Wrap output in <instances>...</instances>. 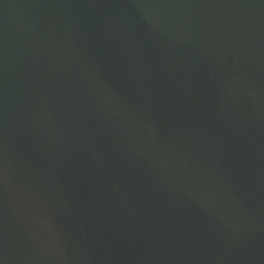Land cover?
Here are the masks:
<instances>
[{"label":"water","instance_id":"1","mask_svg":"<svg viewBox=\"0 0 264 264\" xmlns=\"http://www.w3.org/2000/svg\"><path fill=\"white\" fill-rule=\"evenodd\" d=\"M0 264H264V0H0Z\"/></svg>","mask_w":264,"mask_h":264}]
</instances>
